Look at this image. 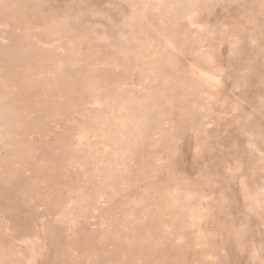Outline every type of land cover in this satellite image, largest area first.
Returning <instances> with one entry per match:
<instances>
[{
  "label": "rangeland",
  "instance_id": "rangeland-1",
  "mask_svg": "<svg viewBox=\"0 0 264 264\" xmlns=\"http://www.w3.org/2000/svg\"><path fill=\"white\" fill-rule=\"evenodd\" d=\"M0 54V264H264V0H0Z\"/></svg>",
  "mask_w": 264,
  "mask_h": 264
},
{
  "label": "bare ground",
  "instance_id": "bare-ground-1",
  "mask_svg": "<svg viewBox=\"0 0 264 264\" xmlns=\"http://www.w3.org/2000/svg\"><path fill=\"white\" fill-rule=\"evenodd\" d=\"M192 7V6H191ZM189 8V7H188ZM198 8V7H197ZM68 10V9H67ZM171 13V12H170ZM189 14V13H188ZM170 15V14H169ZM190 15V14H189ZM165 17V16H164ZM182 18H184V17H182ZM189 18H190V16H189ZM188 18V19H189ZM193 19V18H192ZM187 20V19H186ZM261 20V19H260ZM188 21V20H187ZM197 21H198V19H197ZM190 22V21H189ZM193 22V21H192ZM192 22H190V23H192ZM5 23V22H4ZM4 25V24H3ZM7 26V25H6ZM141 26V25H140ZM158 32V31H157ZM160 34V33H159ZM161 35V34H160ZM163 36V35H162ZM34 37V36H33ZM44 38V37H43ZM56 38V37H55ZM46 39V38H45ZM50 39V38H49ZM170 39V38H169ZM34 40H35V37H34ZM59 40V39H58ZM161 41V40H160ZM41 42V41H40ZM43 43V42H42ZM55 43V42H54ZM163 43V42H162ZM169 46V45H168ZM167 47V46H166ZM25 53V52H24ZM22 54H23V52H22ZM1 55V54H0ZM20 55V54H19ZM4 56V55H3ZM21 57H22V55H21ZM23 62V61H22ZM21 63V62H20ZM30 63V62H29ZM2 64V63H1ZM204 64V63H203ZM26 65V64H25ZM38 67V66H37ZM3 69V68H2ZM6 70V69H5ZM1 71V70H0ZM53 71V70H52ZM204 72V71H203ZM206 72V71H205ZM40 73V72H39ZM201 73H202V71H201ZM208 73V72H207ZM204 74V73H203ZM202 74V75H203ZM205 75V74H204ZM137 76V75H136ZM5 77V76H4ZM127 77V76H126ZM146 77V76H145ZM61 78V77H60ZM11 79V78H10ZM108 79V78H107ZM123 79V78H122ZM38 80V79H37ZM9 81V80H8ZM12 81V80H11ZM0 82H2V81H0ZM35 83H38V82H35ZM43 83V82H42ZM41 83V84H42ZM64 84V83H63ZM131 84V83H130ZM141 84V83H140ZM11 86V85H10ZM71 86V85H70ZM46 88V87H45ZM11 89V88H10ZM142 89V88H141ZM49 90V89H48ZM132 90V89H131ZM153 91H155V90H153ZM45 92V91H44ZM133 94V93H132ZM135 94V93H134ZM71 95V94H70ZM69 95V96H70ZM20 96V95H19ZM22 97V96H21ZM66 98V97H65ZM70 99V98H69ZM3 100V99H2ZM2 100H0V139H2V138H8V139H12V136L14 137V134H13V132H11V128H10V126H9V121L7 120V116L4 114V109H5V104H4V102H2ZM96 100V99H95ZM70 101V100H69ZM23 102H24V100H23ZM10 103V102H9ZM24 106V105H23ZM16 108V107H15ZM18 108V107H17ZM14 109V108H13ZM23 109V108H22ZM17 110V109H16ZM20 110V109H19ZM108 111V110H107ZM106 111V112H107ZM23 112V111H22ZM64 112V111H63ZM69 112V111H68ZM109 113V112H108ZM17 114V113H16ZM61 115V114H60ZM13 118V117H12ZM11 118V119H12ZM24 120V119H23ZM53 121V120H52ZM12 122V121H11ZM58 122V121H57ZM24 123V122H23ZM100 123V122H99ZM53 124V123H52ZM91 124V123H90ZM12 125V124H11ZM264 126V125H263ZM14 128V127H13ZM18 128V127H17ZM55 128V127H54ZM7 129V130H6ZM109 129V128H108ZM45 131V130H44ZM53 131V130H52ZM52 134V133H51ZM182 134V133H181ZM23 136V135H22ZM25 136V135H24ZM23 136V137H24ZM18 138V137H17ZM24 139V138H23ZM20 140V139H19ZM153 142V141H152ZM150 144V143H149ZM80 145V144H79ZM100 145V144H99ZM162 145V144H161ZM86 147V146H85ZM83 149V148H82ZM90 149V148H89ZM102 149V148H101ZM16 150V149H15ZM95 153V152H94ZM9 154V153H8ZM7 155V154H6ZM21 155V154H20ZM12 159V158H11ZM131 159V158H130ZM139 159V158H138ZM141 159V158H140ZM9 160V159H8ZM7 161V160H6ZM27 162V161H26ZM69 162V161H68ZM90 163V162H89ZM69 164V163H68ZM67 164V165H68ZM23 165V164H22ZM75 166V165H74ZM84 166V165H83ZM103 166V165H102ZM108 166V165H107ZM7 167V166H6ZM28 167V166H27ZM99 167H100V164H99ZM113 168V167H112ZM14 169V168H13ZM81 169V168H80ZM85 169V168H84ZM91 171V170H90ZM29 172V171H28ZM91 173V172H90ZM58 174V173H57ZM8 176V175H7ZM20 176V175H19ZM91 176V175H90ZM100 177V176H99ZM104 177V176H103ZM107 178V177H106ZM21 179V178H20ZM119 179V178H118ZM64 180V179H63ZM122 180V179H121ZM64 182V181H63ZM58 183V182H57ZM60 183V182H59ZM66 183V182H65ZM49 184H50V182H49ZM113 184V183H112ZM126 184H128V183H126ZM170 184V183H169ZM95 185V184H94ZM47 186H48V184H47ZM69 186V185H68ZM106 187V186H105ZM4 188V187H3ZM75 189V188H74ZM100 189V188H99ZM114 189V188H113ZM6 190V189H5ZM62 190V189H61ZM103 190V189H102ZM52 191V190H51ZM64 191H65V188H64ZM123 191V190H122ZM45 193V192H44ZM89 193V192H88ZM117 193V192H116ZM43 194V193H42ZM41 194V195H42ZM97 194V193H96ZM9 195V194H8ZM98 195V194H97ZM46 197H47V195H46ZM51 197V196H50ZM65 198V197H64ZM196 199V198H195ZM43 200V199H42ZM46 201V200H45ZM49 202V201H48ZM96 202V201H95ZM108 202V201H107ZM156 202V201H155ZM45 203V202H44ZM92 203V202H91ZM90 203V204H91ZM39 204V203H38ZM42 204H43V202H42ZM55 204V203H54ZM68 204V203H67ZM134 204V203H133ZM147 204V203H146ZM158 204V203H157ZM127 205V204H126ZM187 205H189V204H187ZM153 206V205H152ZM133 207V206H132ZM56 208V207H55ZM59 208V207H58ZM111 208V207H110ZM146 208V207H145ZM156 208V207H155ZM18 209V208H17ZM35 209V208H34ZM36 210V209H35ZM91 210V209H90ZM137 210V209H136ZM37 211V210H36ZM56 211V210H55ZM2 213V212H1ZM13 213V212H12ZM17 213V212H16ZM105 213V212H104ZM44 214V213H43ZM59 214V213H58ZM145 214H147V213H145ZM144 214V215H145ZM151 214H152V212H151ZM7 215V214H6ZM127 215V214H126ZM5 216V215H4ZM22 216V215H21ZM41 216V215H40ZM48 216V215H47ZM51 216V215H50ZM150 216V215H149ZM11 217V216H10ZM103 217V216H102ZM153 217V216H152ZM159 217V216H158ZM8 218H9V216H8ZM20 218V217H19ZM23 218V217H22ZM42 218V217H41ZM78 218V213H75V212H73V216H72V213H71V215L68 213V219H66V221H68V220H70L71 219V221H72V219H73V222L76 220ZM11 219V218H10ZM107 219V218H106ZM158 219V218H157ZM97 220V219H96ZM108 220V219H107ZM136 220V219H135ZM166 220V219H165ZM255 220V219H254ZM0 221H2V220H0ZM4 221V220H3ZM263 221V220H262ZM6 222V221H5ZM9 222H10V220H9ZM18 222V221H17ZM158 222V221H157ZM161 222V221H160ZM166 222H168V221H166ZM190 222V221H189ZM111 223V222H110ZM167 224V223H166ZM181 224V223H180ZM155 225V224H154ZM153 225V226H154ZM164 225V224H163ZM205 225V224H204ZM207 225V224H206ZM264 225V224H263ZM20 226V225H19ZM138 226V225H137ZM259 226V225H258ZM15 228H16V226H14ZM111 227V226H110ZM208 227V226H207ZM9 228V227H8ZM19 228V227H18ZM46 228V227H45ZM121 228V227H120ZM182 228H183V226H182ZM196 228V227H195ZM43 229V228H42ZM83 229V228H82ZM106 229V228H105ZM177 229V228H176ZM15 230V229H14ZM108 230V229H107ZM141 230V229H140ZM143 230V229H142ZM5 231V230H4ZM32 231V230H31ZM29 232V234L30 233H33V232ZM101 231V230H100ZM110 231V230H109ZM262 231V230H261ZM36 232V231H35ZM106 232V231H105ZM192 232V231H191ZM1 233V232H0ZM9 233V232H8ZM83 233H85V232H83ZM87 233V232H86ZM185 233V232H184ZM203 233V232H202ZM253 233V232H252ZM257 233V232H256ZM26 234H28V233H26ZM25 234V235H26ZM103 234V233H102ZM113 234V233H112ZM94 235V234H93ZM175 235V234H174ZM180 234H178L177 235V237L179 236ZM202 235V234H201ZM1 236H2V234H1ZM4 236V235H3ZM32 236H34V235H32ZM32 236H30V237H32ZM210 236V235H209ZM8 237V236H7ZM11 237V236H10ZM34 237H36V236H34ZM103 237V236H102ZM24 238H26V237H24ZM85 238V237H84ZM147 238V237H146ZM187 238H188V236H187ZM189 238H190V236H189ZM196 238V237H195ZM28 238H26V240H27ZM31 239V238H30ZM36 239H37V237H36ZM64 239H66V238H64ZM178 239V238H177ZM180 239H181V237H180ZM180 239H178V240H180ZM1 240V239H0ZM7 240V239H6ZM39 240V239H38ZM76 240V239H75ZM262 240V239H261ZM24 241V240H23ZM185 241V240H184ZM10 242V241H9ZM20 242H22V241H20ZM25 242V241H24ZM28 242H30V240L28 241ZM124 242V241H123ZM26 243V242H25ZM263 243V242H262ZM31 244V243H30ZM107 244V243H106ZM130 244H131V242H130ZM199 244V243H198ZM202 244V243H201ZM33 245V244H32ZM101 245V244H100ZM253 245V244H252ZM262 245V244H261ZM3 246V245H2ZM102 246V245H101ZM103 246H105V245H103ZM110 246V245H109ZM196 247H197V245H195ZM201 246V245H200ZM249 246V245H248ZM7 247V246H6ZM120 247V246H119ZM128 247V246H127ZM205 247V246H204ZM19 248H20V246H19ZM70 248V247H69ZM138 248V247H137ZM2 249V248H1ZM108 249V248H107ZM140 249V248H139ZM139 249H138V251H139ZM186 249H188V248H186ZM109 250V249H108ZM124 250V249H123ZM137 250V249H136ZM224 250V249H223ZM256 250V249H255ZM255 250H253V251H255ZM32 251V250H31ZM34 251V250H33ZM126 251V250H125ZM124 251V252H125ZM252 251V252H253ZM110 252V251H109ZM135 252V251H134ZM15 253V252H14ZM221 253H222V251H221ZM224 253V252H223ZM257 253V252H256ZM7 254V253H6ZM76 254V253H75ZM209 254H211V253H208V255ZM255 254V253H254ZM258 254V253H257ZM262 254V253H261ZM105 255V254H104ZM111 255V254H110ZM185 255V254H184ZM10 256V255H9ZM75 256V255H74ZM77 256V255H76ZM190 256V255H189ZM213 255H211V257H212ZM264 256V255H263ZM70 257V256H69ZM101 257V256H100ZM103 257V256H102ZM126 257V256H125ZM128 257V256H127ZM126 257V258H127ZM205 257V256H204ZM203 257V258H204ZM208 257V256H207ZM206 257V258H207ZM121 258V257H120ZM209 258H210V255H209ZM212 258H215V256L214 257H212ZM218 257H216V259H217ZM30 259H31V257H30ZM139 259V258H138ZM179 259H180V257H179ZM186 259V258H185ZM75 260V259H74ZM112 260V259H111ZM119 260V259H118ZM131 260V259H130ZM204 260V259H203ZM29 261V260H28ZM192 261H193V259H192ZM202 262V261H201ZM205 262H207V261H205ZM214 262V261H213ZM33 263L34 264H36V262L33 260ZM215 263V262H214ZM217 263V262H216ZM15 264V263H14ZM73 264H77V263H73ZM131 264V263H130Z\"/></svg>",
  "mask_w": 264,
  "mask_h": 264
}]
</instances>
